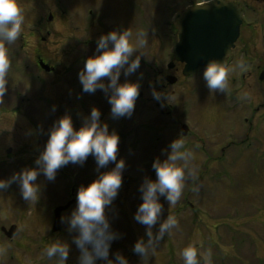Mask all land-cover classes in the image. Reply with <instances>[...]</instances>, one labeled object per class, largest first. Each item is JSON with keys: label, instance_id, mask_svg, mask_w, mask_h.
I'll list each match as a JSON object with an SVG mask.
<instances>
[{"label": "rangeland", "instance_id": "obj_1", "mask_svg": "<svg viewBox=\"0 0 264 264\" xmlns=\"http://www.w3.org/2000/svg\"><path fill=\"white\" fill-rule=\"evenodd\" d=\"M80 1V6L91 4L101 9L97 15L105 16L102 24L110 30L126 28L120 22H127L131 17L127 0ZM20 3L25 12V26L18 40L9 45L12 67L6 91L0 99V178L36 166L35 160L48 139L49 130L59 117L70 113L78 128L92 107L98 106L101 122H107L110 131L118 132V124L128 119L131 123L135 121L133 128L140 133L137 139L131 140L132 144L129 139L122 140L119 136L117 159L124 158L126 166L118 195L105 209L112 228L120 233L111 244L110 257L115 258L114 254L119 250L130 264H183L180 250L190 242H196L203 250H212V264H264V132L253 140L254 146H249L251 149L245 150L240 160L237 158L232 164L227 160H216L231 155L229 151L225 155L213 152L217 142L224 144L225 136L246 134L249 129L240 127L234 113L220 116L221 121L214 120L215 92L196 78L184 79V83L178 80L175 85H170L169 100L163 99L162 106L151 101L152 112L143 108V101L153 96V84L156 83L160 91L161 84L166 83L163 78L169 72L165 66L170 58L168 47L175 42L173 26L169 22H173L181 1H138L145 9L141 8L140 12L151 14L152 7L155 9L160 28H143L140 21V27L148 30L147 41L151 43L148 51L144 49L141 63L151 61L152 66L139 70L142 94L137 97L132 114L120 117H113L108 96L102 89L91 93L83 91L78 73L84 64L74 60L75 56L84 60L80 55L83 49L75 56L70 49L74 1L20 0ZM49 13L54 16L51 20H48ZM85 21L82 18V24L78 22L77 25L83 26ZM47 29L51 33L48 34ZM39 49L48 64L57 66V70L46 71L38 64ZM104 79L107 81L108 78ZM125 79L130 78L122 71L120 81ZM161 107L170 114L161 113ZM151 125L152 147L150 136L146 135ZM184 125L189 127L187 136L182 135L181 126ZM177 136L186 140V147L194 149L193 163L199 175L186 180L183 194L174 206L160 197L163 203L161 219L172 213L180 223L159 243L155 254L144 262L133 250L139 237L147 240V226L135 219V212L142 202L140 185L145 177L154 179L156 176L148 161L152 159L153 163L156 157L165 158L167 152L162 149ZM204 143L208 149L206 153L201 150ZM114 164L110 162L98 169L95 157L89 154L83 164L70 162L60 167L54 180L41 172L37 176L41 193L36 202L23 198L17 182L0 191V248L6 247V251L0 252V264H54L53 259L44 255V248L56 238L70 243L68 264L78 263L79 249L72 241L75 232L68 230L65 220H62L60 231L52 230L54 209L74 198L75 204L62 214L63 217L70 215L76 206L78 187ZM11 224L18 225L19 234L8 239L1 226ZM158 226L159 221L153 226L154 232ZM97 264H103V260L98 259ZM201 264H204L203 259Z\"/></svg>", "mask_w": 264, "mask_h": 264}, {"label": "clouds", "instance_id": "obj_2", "mask_svg": "<svg viewBox=\"0 0 264 264\" xmlns=\"http://www.w3.org/2000/svg\"><path fill=\"white\" fill-rule=\"evenodd\" d=\"M211 0H205V4ZM228 5L234 0H220V4ZM25 26V12L20 0H0V99L6 91L8 75L12 67L9 45L14 44L22 34ZM148 30L138 28L133 31L126 27L113 29L101 34L97 40L96 51L89 55L78 76L83 91L95 92L102 89L108 96L113 117L130 116L140 93L138 81L125 79L120 81L121 72L130 76L139 67L141 55L145 53ZM136 53L134 56L133 54ZM243 59L233 65L226 60L212 58L208 60L203 77L208 88L215 92L228 91L230 74L245 68ZM108 78L107 81L104 78ZM153 96L159 100L162 96L169 100V94L158 91L152 86ZM250 93L243 91L239 98L246 99ZM101 110L93 106L90 114L84 117L80 127H75L70 113H65L53 122L48 139L35 160L34 167H25L14 172L8 178H0V191L17 182L23 198L36 202L40 198L41 185L37 176L42 172L49 180H54L57 170L68 163L83 164L89 154L96 160L97 168H103L110 162L114 167L99 172V175L87 184H81L77 190L76 206L70 215L62 216L70 232H75L72 241L79 249L78 264H130L129 259L121 251H116L115 258L110 257L113 240L120 233L114 230L106 215V206L111 205L122 185V174L126 166L124 158L117 159L119 134L109 130L107 122H101ZM198 147V145H197ZM167 155L161 159L154 158L152 167L155 178L145 177L140 185L142 202L139 204L135 219L146 225L147 240L139 237L133 250L144 262L154 255L159 243L179 227L175 214L163 215V196L174 206L181 198L186 180L195 179L199 173L193 161L195 151L186 147V140L181 136L174 138L167 148L162 149ZM198 191V188H194ZM159 221L157 231L153 226ZM6 251L0 248V252ZM70 251V243L60 238L52 239L44 248V255L54 260V264H66ZM183 264H212V250L206 251L190 242L180 250Z\"/></svg>", "mask_w": 264, "mask_h": 264}, {"label": "flooded vegetation", "instance_id": "obj_3", "mask_svg": "<svg viewBox=\"0 0 264 264\" xmlns=\"http://www.w3.org/2000/svg\"><path fill=\"white\" fill-rule=\"evenodd\" d=\"M73 1L76 7L73 5L74 8H72L71 11L73 26L71 31L72 34L70 36V49L72 55L74 56L77 54L79 49H83V54L80 55H82L81 57L84 60H79L80 58H78L77 56L74 57V60H78V62L83 61L84 64L86 58L89 55L95 53L99 36L111 30L104 24H102L101 20H103L105 16L97 15L101 12V9H99L98 7H94L91 4L80 6V0ZM138 1L139 0H127L126 5L129 8L128 10L131 13V17L127 22H120V24L132 28L133 31L141 28L140 21L143 23V28H160V22H157V18L155 17V9L152 7L153 12L151 14L144 13L143 11L140 12L141 8L144 11L145 9L141 4L138 3ZM149 1L150 3H152V0ZM177 1H181V8L178 10V12L184 11L189 7H195L197 5L205 3V0ZM216 1L220 2V0ZM231 4L238 5L242 9V21L240 24L239 37L235 45L232 46L231 52L227 56L226 61L229 65H233L237 61L243 59L246 66L244 69L241 70L238 68L236 71L230 74L229 89L227 92H222L219 90L215 91V96H219L217 98L215 97L213 100V108L215 109V116L213 117L215 120L219 119L220 116L224 117L225 113H234L237 116V123L240 125V127L244 128L245 126H247L249 131L246 132V134H230L229 136H225V138L223 139V143H226L220 144L221 142H217L218 144H215L212 150H214L213 152L222 153L223 155H225L226 151H229L231 155L227 156L226 158L220 156L221 158H218L216 160H227L232 164L237 161V158H239L240 160V157L243 156V152L245 150L251 149L249 146H254L253 140H255L258 136H262L261 133L264 132V0H234V3ZM83 7H86V9H84ZM98 16L100 18L97 20ZM82 18H85L86 21L83 26H78V22L82 24ZM172 26L175 35V42L173 41L174 43L169 45L168 47L170 58L169 61L165 63V66L169 69V72H166L163 78V80H165V82L168 84H161L160 91L163 90V92L168 93V87L170 85H175L178 80H181V82L184 83V79L189 80L192 78H196L197 80L201 81L202 85H207V82L203 77V70L195 73L194 75H184V70L187 62L177 60L172 53L173 45L178 41L180 31L175 23H172ZM47 33L49 34L51 33V31L47 29ZM79 35H81V38L79 37ZM149 45H151V43H148L145 46L144 49L146 51L150 49ZM37 51V56L46 61L45 59L47 58L45 57L42 50L39 49ZM133 55L135 56L136 53H134ZM146 66H152V62H140V67L130 75L132 77L128 76L130 80L138 81L140 84L139 70L147 68ZM54 67V71L57 70V66ZM151 69L152 67L149 68V70ZM170 72H172L177 77L176 82L173 84L167 81V75L171 74ZM153 85L157 89V84L154 83ZM252 90L255 91V94L252 93ZM243 91L249 92L250 96L246 99L239 98V94ZM141 94L142 92L140 91L139 95ZM163 99H165L164 96H162L161 99L157 100L154 96L151 95L150 97H148L147 101H143V108L145 110L148 109L152 112L154 108H152V104H150L151 101L154 100L155 104H157L158 106H162L164 104ZM227 107H230V109L226 110ZM160 111L161 113L166 115L170 114V111H166L162 109V107L160 108ZM119 125L120 124H118L117 128L119 130V136L122 137V140L129 139V142H131L132 144L133 141L131 140L137 139L138 136L137 130L133 128V126L135 125V121L131 123L127 119L123 121L120 126ZM188 128L185 131L183 129V126H181V131L184 136H187L189 132ZM148 129L149 130L146 135L150 136V146L152 147V125ZM251 131H253V133H251ZM205 147L206 144L202 145L201 150L203 149V151H205L206 153V150L208 149H206ZM216 147H218L219 149L216 150ZM212 160H215V158ZM142 161H144V159ZM148 162L149 165H151L152 159H150Z\"/></svg>", "mask_w": 264, "mask_h": 264}, {"label": "water", "instance_id": "obj_4", "mask_svg": "<svg viewBox=\"0 0 264 264\" xmlns=\"http://www.w3.org/2000/svg\"><path fill=\"white\" fill-rule=\"evenodd\" d=\"M219 2H211L203 6L190 8L177 14L175 22L180 30L179 41L174 46V53L178 60L186 61L184 74L196 73L203 69L208 60L215 58L225 60L239 36L241 23V9L235 4L218 6ZM53 18L50 14L49 20ZM39 64L47 71L53 69L42 58ZM170 82L176 77L168 76ZM187 129V126L184 125ZM58 206L55 209L53 231L62 227V211L71 205ZM3 230L9 237L19 233L16 224Z\"/></svg>", "mask_w": 264, "mask_h": 264}]
</instances>
